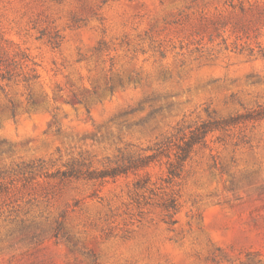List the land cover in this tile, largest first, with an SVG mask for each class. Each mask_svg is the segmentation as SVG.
<instances>
[{"label":"rangeland","instance_id":"374dc122","mask_svg":"<svg viewBox=\"0 0 264 264\" xmlns=\"http://www.w3.org/2000/svg\"><path fill=\"white\" fill-rule=\"evenodd\" d=\"M0 65V264H264V0H0Z\"/></svg>","mask_w":264,"mask_h":264},{"label":"trees","instance_id":"16d2710c","mask_svg":"<svg viewBox=\"0 0 264 264\" xmlns=\"http://www.w3.org/2000/svg\"><path fill=\"white\" fill-rule=\"evenodd\" d=\"M1 66V65H0ZM1 77L2 78H5L3 74H1ZM12 114L14 115V111H12ZM208 126L207 125H203L201 127V129L192 136V139L191 141L193 142H199V140L204 136V134L208 131ZM191 146V143L187 144L186 147H183L181 149V155H180V159L181 161H184L187 157H188V152H189V147ZM146 163V160H141V164H145ZM136 164V163H135ZM138 165V163H137ZM170 173L171 174H175V172L173 171V169L170 170ZM104 176V175H102Z\"/></svg>","mask_w":264,"mask_h":264}]
</instances>
